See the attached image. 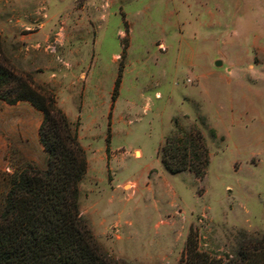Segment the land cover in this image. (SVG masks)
Returning a JSON list of instances; mask_svg holds the SVG:
<instances>
[{
  "label": "rangeland",
  "instance_id": "1",
  "mask_svg": "<svg viewBox=\"0 0 264 264\" xmlns=\"http://www.w3.org/2000/svg\"><path fill=\"white\" fill-rule=\"evenodd\" d=\"M0 48L76 124L77 211L106 253L176 264L190 228L218 264L254 263L237 252L264 234V0H0ZM39 118L0 101V194L13 168H42ZM173 118L204 137L200 180L159 165Z\"/></svg>",
  "mask_w": 264,
  "mask_h": 264
},
{
  "label": "trees",
  "instance_id": "2",
  "mask_svg": "<svg viewBox=\"0 0 264 264\" xmlns=\"http://www.w3.org/2000/svg\"><path fill=\"white\" fill-rule=\"evenodd\" d=\"M118 72L117 67L109 101L115 95ZM0 101L7 105L25 102L39 113L36 140L43 154L42 168L25 164L5 178L0 194V264H131L106 253L78 215L77 186L86 164L76 139V124L56 105L53 92L15 70L1 48ZM207 131L214 135L211 128ZM106 153L107 138L105 157ZM156 156L166 173L188 172L196 180L203 177L208 162L198 126L182 128L174 118ZM245 241L243 250L237 252L239 262L251 259L253 264H264V234ZM195 246V232L188 228L176 264H218Z\"/></svg>",
  "mask_w": 264,
  "mask_h": 264
},
{
  "label": "crops",
  "instance_id": "3",
  "mask_svg": "<svg viewBox=\"0 0 264 264\" xmlns=\"http://www.w3.org/2000/svg\"><path fill=\"white\" fill-rule=\"evenodd\" d=\"M86 3H87V0H86ZM86 5V4H85ZM48 15L45 13V14H43V17H47ZM51 16H53V15H49L48 17H51ZM46 21L45 22H41L37 27V31H36V33H42V32H44V31H51V30H49L48 29V20L47 19H45ZM50 27V26H49ZM58 43H62L61 41H59ZM38 44L36 43V44H33V45H31V47H36ZM135 151H133V153H134Z\"/></svg>",
  "mask_w": 264,
  "mask_h": 264
},
{
  "label": "water",
  "instance_id": "4",
  "mask_svg": "<svg viewBox=\"0 0 264 264\" xmlns=\"http://www.w3.org/2000/svg\"><path fill=\"white\" fill-rule=\"evenodd\" d=\"M219 65V62L218 61H214L213 62V66H218Z\"/></svg>",
  "mask_w": 264,
  "mask_h": 264
}]
</instances>
